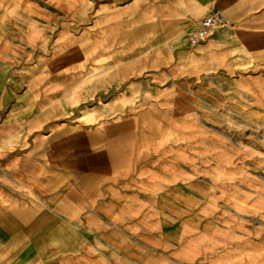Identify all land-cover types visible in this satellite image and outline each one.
<instances>
[{
    "label": "crops",
    "instance_id": "obj_1",
    "mask_svg": "<svg viewBox=\"0 0 264 264\" xmlns=\"http://www.w3.org/2000/svg\"><path fill=\"white\" fill-rule=\"evenodd\" d=\"M107 2L151 12L144 55L177 49L264 108V0H0V264H264L262 225L200 191L201 116H52L103 53ZM212 9L230 25L190 47Z\"/></svg>",
    "mask_w": 264,
    "mask_h": 264
},
{
    "label": "rangeland",
    "instance_id": "obj_2",
    "mask_svg": "<svg viewBox=\"0 0 264 264\" xmlns=\"http://www.w3.org/2000/svg\"><path fill=\"white\" fill-rule=\"evenodd\" d=\"M107 6V13L100 12L107 14L103 44L94 39L90 46L102 44L103 53L94 55L86 73L74 75V88L55 91L52 116H86L90 124L105 116H201L202 166L211 170V184L200 191L224 194L227 199L219 203L232 210L227 213L231 221L241 218L243 225L260 224L264 230V108L237 95L225 76L179 60L177 49L157 59L152 52L144 55L153 31L149 10ZM98 12L89 9L90 23ZM256 44L261 48L264 41ZM232 193L249 194V200H232Z\"/></svg>",
    "mask_w": 264,
    "mask_h": 264
},
{
    "label": "built area",
    "instance_id": "obj_3",
    "mask_svg": "<svg viewBox=\"0 0 264 264\" xmlns=\"http://www.w3.org/2000/svg\"><path fill=\"white\" fill-rule=\"evenodd\" d=\"M229 25L230 22L219 9H212L197 21L188 36V44L190 47H195L208 40L217 29Z\"/></svg>",
    "mask_w": 264,
    "mask_h": 264
}]
</instances>
